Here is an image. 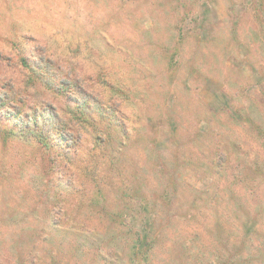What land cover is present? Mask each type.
I'll return each mask as SVG.
<instances>
[{
  "label": "rangeland",
  "instance_id": "obj_1",
  "mask_svg": "<svg viewBox=\"0 0 264 264\" xmlns=\"http://www.w3.org/2000/svg\"><path fill=\"white\" fill-rule=\"evenodd\" d=\"M0 264H264V0H0Z\"/></svg>",
  "mask_w": 264,
  "mask_h": 264
},
{
  "label": "trees",
  "instance_id": "obj_2",
  "mask_svg": "<svg viewBox=\"0 0 264 264\" xmlns=\"http://www.w3.org/2000/svg\"><path fill=\"white\" fill-rule=\"evenodd\" d=\"M21 62H22V64H23V66L24 67H28L27 69H33V68H29V67H31L30 66V64H29V59L26 57V56H22V58H21ZM72 70L73 69H75V68H71ZM37 75V74H36ZM24 78H25V80H24V83H26L27 84V86L28 85H30V87L32 86V84H33V81L31 80L32 78H30V76H28V75H25L24 76ZM72 80H71V78H69V82H71ZM68 78H67V80H66V85L62 88V87H59V86H51V85H49L50 86V88H52V89H54V90H56L58 93H60V92H62V93H67V92H70L71 90H70V88H71V86L70 87H68ZM62 85H64V83H62ZM27 86H26V88H27ZM46 88H48V86H46ZM30 88H27V89H24V91L27 93V94H29V92H30V90H29ZM52 89H49V90H51L52 91ZM41 91H43V90H41V89H39L38 90V92H41ZM85 95H88V93L86 94L85 93ZM89 96V95H88ZM86 106H84V108H83V110H82V112L84 113V115H85V118L86 119H90L91 120V118H90V114H87L86 112H84V109H87V108H89L87 105L88 104H85ZM20 106V105H19ZM45 106H47V105H45ZM49 107L50 106H48V109H49ZM20 110V109H19ZM21 113V112H20ZM55 116H56V114H55ZM39 119L38 118H34V121L30 124V125H32L33 127L32 128H38L39 127V125L41 126V127H45V125H47L48 123H47V121H42L41 122V124L39 123ZM46 122V123H45ZM58 124H59V122H58ZM60 125H62V123L60 124ZM52 129L51 128H46L45 129V131H48V132H50V133H52V131H51ZM60 130L62 131V132H64V134L70 139V141L72 142L73 140V138H72V136H73V134H72V132L68 129V127L67 126H64V125H62L61 126V128H60ZM35 137L37 138V139H43V137L41 138V134H36L35 135ZM43 141V140H42ZM140 239V238H139ZM140 255V254H139Z\"/></svg>",
  "mask_w": 264,
  "mask_h": 264
}]
</instances>
